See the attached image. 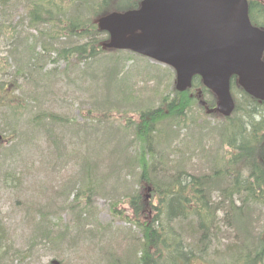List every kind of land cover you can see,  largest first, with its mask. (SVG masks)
I'll return each mask as SVG.
<instances>
[{
  "label": "rangeland",
  "instance_id": "374dc122",
  "mask_svg": "<svg viewBox=\"0 0 264 264\" xmlns=\"http://www.w3.org/2000/svg\"><path fill=\"white\" fill-rule=\"evenodd\" d=\"M19 1L15 23L28 25V2ZM21 37L19 62L28 71L16 76L23 107L16 118L10 110L0 109V125L6 129L0 130L4 137L0 140V224L8 239L2 251L8 252L12 264L133 263L142 235L129 203L140 189L136 183L140 144L130 119L139 122L140 113L159 107L161 97L175 87L176 73L123 51L105 54L106 59L101 57L90 69L80 63L66 74L68 65L54 62L53 54L43 71L30 72L26 63L33 57L32 49L40 50L45 42L30 27ZM8 41L9 37L1 40L3 61L10 51ZM66 41L58 39L55 46L62 48ZM8 63L16 65L14 59ZM40 114L45 128L49 123L45 114L56 116V123L50 125L52 133L31 122ZM185 123L187 127L167 122L161 126H167L171 136L156 141V161H162L163 168L172 170L183 163L187 171L202 175L229 158L222 136L227 122L220 114L196 105ZM175 148L180 150L173 154ZM88 156L97 161L93 186L84 172ZM148 187L141 194L151 205L154 199ZM88 188L93 189L91 195L86 193ZM250 216L256 229L264 231V208L254 207Z\"/></svg>",
  "mask_w": 264,
  "mask_h": 264
},
{
  "label": "trees",
  "instance_id": "16d2710c",
  "mask_svg": "<svg viewBox=\"0 0 264 264\" xmlns=\"http://www.w3.org/2000/svg\"><path fill=\"white\" fill-rule=\"evenodd\" d=\"M142 1L27 0L28 25H25L21 21L15 23L13 15L20 1L0 0V47L1 40L10 39L8 57L5 61L0 58V109L10 110L16 118L23 107L24 95L17 76L28 70L21 65L23 62H19L23 56L19 42L23 40L18 39L22 38L26 28L36 30L45 42L40 50L32 49L33 57L26 63L30 72L43 71L53 54L56 56L54 62L68 65L65 74L80 63L90 69L101 57L106 59L105 54L121 52L104 47L109 35L100 31L96 21L112 12L138 9ZM249 7L252 23L264 29V0H249ZM53 35L59 37L52 39ZM61 38L67 39L66 45L58 48L55 41ZM22 46L26 47L24 43ZM8 59H14L16 65H9ZM48 79L53 81L51 77ZM36 88L38 90V85ZM109 88L107 85L106 93ZM231 89L236 110L230 118L223 117L227 124L222 129L229 158L222 160L221 166L218 162L214 164L207 174L187 171L183 163L168 170L163 168L162 161H156V141L163 135L165 139L171 138L170 129L161 127L164 122L174 124V127H187L186 118L196 105L206 111L216 108L215 95L206 89L200 77L194 79L192 88L186 92H178L173 87L161 97L159 107L139 114V122L130 119V125L133 124L129 126L136 143L140 144L137 159L140 174L136 182L140 189L129 203L142 237L136 260L133 263L119 260L115 264H198L199 261L264 264V231L256 229L250 216L254 207L264 208V101L248 95L237 84L236 78L232 80ZM34 96L37 97L35 92ZM201 98L205 106H202ZM41 116H35L31 122L52 133L50 125L56 123V116L45 114L44 118L49 119L46 128L43 120H39ZM0 130L6 131L5 126L0 125ZM176 150L180 149L175 148L173 154ZM96 163L95 158L86 157L84 172L89 186H93L94 179L98 178ZM148 185L154 199L151 205L141 194V189ZM92 191L88 188L86 193L91 195ZM114 209L119 212L116 206ZM6 234L0 224V264L13 263L8 252L2 251L4 241H8Z\"/></svg>",
  "mask_w": 264,
  "mask_h": 264
},
{
  "label": "water",
  "instance_id": "95a60500",
  "mask_svg": "<svg viewBox=\"0 0 264 264\" xmlns=\"http://www.w3.org/2000/svg\"><path fill=\"white\" fill-rule=\"evenodd\" d=\"M97 24L110 35L107 49L173 68L178 92L201 77L224 117L236 109L234 77L250 96L264 101V30L252 24L248 0H144L139 9L110 14Z\"/></svg>",
  "mask_w": 264,
  "mask_h": 264
}]
</instances>
